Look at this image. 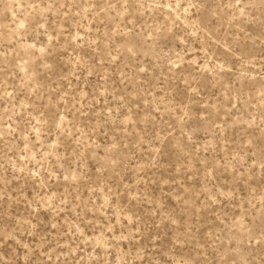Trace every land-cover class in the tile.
<instances>
[{"label": "rangeland", "instance_id": "374dc122", "mask_svg": "<svg viewBox=\"0 0 264 264\" xmlns=\"http://www.w3.org/2000/svg\"><path fill=\"white\" fill-rule=\"evenodd\" d=\"M0 264H264V0H0Z\"/></svg>", "mask_w": 264, "mask_h": 264}]
</instances>
